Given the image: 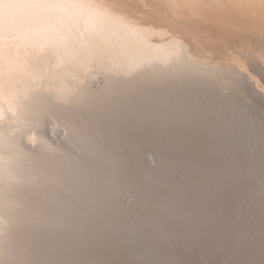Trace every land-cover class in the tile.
<instances>
[{"label": "bare ground", "instance_id": "obj_1", "mask_svg": "<svg viewBox=\"0 0 264 264\" xmlns=\"http://www.w3.org/2000/svg\"><path fill=\"white\" fill-rule=\"evenodd\" d=\"M95 2L108 7L67 0L52 9L60 18L52 25L33 18L30 0H0V132L20 146L21 175L56 159L51 148L67 150L62 125L47 126L49 144L27 131L50 102H74L84 88L106 96L117 68L134 72L177 53L157 70L181 80L116 108L108 159L89 182L87 223L32 251L92 264H264V0ZM5 3L17 6L5 15ZM94 35L116 45L102 62ZM238 92L252 103L233 117L226 105ZM217 119L227 123L214 158ZM168 203L182 210L179 222L165 214ZM0 211V245L31 247L18 213Z\"/></svg>", "mask_w": 264, "mask_h": 264}, {"label": "snow or ice", "instance_id": "obj_2", "mask_svg": "<svg viewBox=\"0 0 264 264\" xmlns=\"http://www.w3.org/2000/svg\"><path fill=\"white\" fill-rule=\"evenodd\" d=\"M66 2L67 0H30L29 7L35 10L33 18L37 22L55 25L60 18L52 9ZM16 6L5 3V15ZM82 6L108 7L95 0H84ZM92 42L97 52L93 56L95 63L102 62L105 55H111L115 51L116 45H107L102 36L94 35ZM180 54L163 62L147 60L134 72L117 68L108 79L106 96L84 88L74 102H50L42 118L27 131L32 133L34 142L39 137L40 143L49 144L45 134L47 126L55 122L52 129L55 131L56 127L62 125L67 150L51 148L56 159L41 163L38 167L33 166L30 175H21L16 170L21 149L15 136L0 132V209L7 208L9 212L18 213L17 223L24 229V237L32 241L31 247L17 249H13L9 241H4L0 245V264H92L87 261L37 258L32 249L39 248L38 241L46 236L74 235L87 223L91 216L86 207L91 194L89 182L97 165L108 159L105 144L110 138L114 139L110 136V129L116 108L123 103L135 102L146 90H160L181 80L157 70L168 67ZM260 82L264 85V82ZM258 94L264 101V92ZM251 103L252 100L247 95L238 92L227 103L226 109L236 117ZM226 123L217 119L214 125L216 139L210 142L209 149L214 158L219 150V131ZM111 163L113 166L116 164L114 160ZM111 190L113 193L121 191L120 185H111ZM164 211L175 222L182 218V210L171 203L166 205ZM6 221L7 217L0 211V236L5 235L2 229Z\"/></svg>", "mask_w": 264, "mask_h": 264}]
</instances>
